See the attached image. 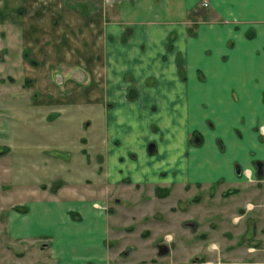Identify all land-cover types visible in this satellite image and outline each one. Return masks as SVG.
<instances>
[{
	"label": "crops",
	"instance_id": "obj_1",
	"mask_svg": "<svg viewBox=\"0 0 264 264\" xmlns=\"http://www.w3.org/2000/svg\"><path fill=\"white\" fill-rule=\"evenodd\" d=\"M88 2L0 0V26H14L23 49L47 39L48 63L56 46L64 67L83 70L67 104L99 107L68 167L91 168L92 195L30 200L10 233L46 235L50 264H105L116 216L142 223L158 212L173 222L152 217L146 228L170 243L165 264H264V0H111L83 12ZM200 188L209 192L182 205ZM144 192L150 213L138 207Z\"/></svg>",
	"mask_w": 264,
	"mask_h": 264
},
{
	"label": "rangeland",
	"instance_id": "obj_2",
	"mask_svg": "<svg viewBox=\"0 0 264 264\" xmlns=\"http://www.w3.org/2000/svg\"><path fill=\"white\" fill-rule=\"evenodd\" d=\"M110 1L90 0L81 5V10L87 13H99L104 3ZM18 14L22 15L23 11ZM52 23L55 30L60 28L56 18ZM17 29H21V26ZM44 37L46 39V36ZM50 43L46 39L40 43L36 42L34 46H32L34 43L25 44L31 49L30 52L29 49H23V38L17 35L14 26H0V264H50L51 262L47 252L49 239L46 235L20 239L10 233L9 217L15 216L16 212L20 214L25 212L30 200H50L57 194L70 192L71 189L77 193L90 195L95 190L91 179L93 177L88 175L91 174V168L81 165L74 170L71 169L70 175L68 167L79 154L80 147L86 144L84 138L79 137L86 134L84 127L88 126L90 119L93 124H97L99 107L94 104L92 106L67 104L71 92L74 93L73 89L67 86V82L81 79L83 70L80 66L77 67L78 65L64 67L61 51L56 46L53 51L59 56L48 63L49 59L44 54ZM25 51H28L27 56ZM84 72L85 76L88 72L85 69ZM89 158L92 160L88 159V164L95 168V156ZM82 175L88 176L81 179ZM252 181L255 183V180ZM216 187L217 185H212L209 189L210 191L213 189L214 192ZM246 187L247 195L256 193L257 189ZM207 192L209 190L203 193L201 188L197 192H188L186 194L192 196L181 203L189 206L188 203L200 201ZM218 192L215 191V194ZM237 192L227 188L223 190L222 195ZM197 196L199 198L195 200ZM143 198V202L138 207H141L140 211L150 213L154 202L146 200L145 192ZM215 199L219 200V205L223 204L220 202L223 201L221 198ZM227 204L226 206L231 207L235 205L231 202ZM203 213L204 211L200 209V214ZM124 215L125 212H121L115 217L116 219L114 218V223H119V229L115 236L117 238L107 245L109 261L105 264H165L162 260L163 255L158 254V245L165 243L170 248V243L164 241L165 235L164 238L163 235L154 238L156 233L152 234V232L158 227L153 226L154 230L151 232L146 226L152 221L155 222L152 217L163 219L170 224L173 222L172 217L168 218L165 215L163 218L155 212L153 216H143L139 219L141 223L136 220L127 221ZM202 222V228L207 226L205 217ZM214 222L216 223L212 220L210 223ZM183 224L186 226L185 223ZM247 225H250L249 221ZM163 226L165 227L162 229H171L169 225ZM36 229H38L37 224L34 225V230ZM222 230L224 229L221 228L220 231ZM200 233H202L200 236L206 237L207 232L200 231ZM140 237L146 240L141 242ZM132 244L135 247L124 254Z\"/></svg>",
	"mask_w": 264,
	"mask_h": 264
},
{
	"label": "water",
	"instance_id": "obj_3",
	"mask_svg": "<svg viewBox=\"0 0 264 264\" xmlns=\"http://www.w3.org/2000/svg\"><path fill=\"white\" fill-rule=\"evenodd\" d=\"M148 148H149L150 151H152L153 148H154V144L150 143ZM258 165H259L258 172H260V170H261L260 166L262 165L261 161L258 162ZM168 251H169V247H168L167 244L161 243V244L158 245V254L163 255V254H166Z\"/></svg>",
	"mask_w": 264,
	"mask_h": 264
},
{
	"label": "built area",
	"instance_id": "obj_4",
	"mask_svg": "<svg viewBox=\"0 0 264 264\" xmlns=\"http://www.w3.org/2000/svg\"><path fill=\"white\" fill-rule=\"evenodd\" d=\"M207 4H208L207 0H202V5H207ZM260 131L264 133V127H260Z\"/></svg>",
	"mask_w": 264,
	"mask_h": 264
},
{
	"label": "trees",
	"instance_id": "obj_5",
	"mask_svg": "<svg viewBox=\"0 0 264 264\" xmlns=\"http://www.w3.org/2000/svg\"><path fill=\"white\" fill-rule=\"evenodd\" d=\"M27 54H28V51H25V55H26V56H27ZM32 61H33V59H32ZM198 198H199V197L197 196V197H195L194 199H195V200H198Z\"/></svg>",
	"mask_w": 264,
	"mask_h": 264
}]
</instances>
